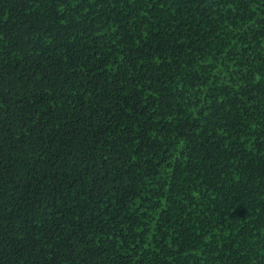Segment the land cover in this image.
<instances>
[{"label":"trees","instance_id":"16d2710c","mask_svg":"<svg viewBox=\"0 0 264 264\" xmlns=\"http://www.w3.org/2000/svg\"><path fill=\"white\" fill-rule=\"evenodd\" d=\"M0 264H264V0H0Z\"/></svg>","mask_w":264,"mask_h":264}]
</instances>
